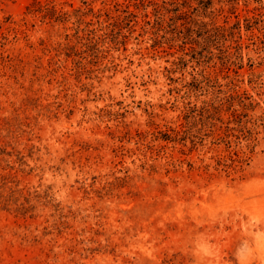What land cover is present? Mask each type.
Wrapping results in <instances>:
<instances>
[{
    "label": "rangeland",
    "instance_id": "374dc122",
    "mask_svg": "<svg viewBox=\"0 0 264 264\" xmlns=\"http://www.w3.org/2000/svg\"><path fill=\"white\" fill-rule=\"evenodd\" d=\"M0 264H264V0H0Z\"/></svg>",
    "mask_w": 264,
    "mask_h": 264
},
{
    "label": "trees",
    "instance_id": "16d2710c",
    "mask_svg": "<svg viewBox=\"0 0 264 264\" xmlns=\"http://www.w3.org/2000/svg\"><path fill=\"white\" fill-rule=\"evenodd\" d=\"M39 3V2H38ZM39 5L41 6V8H45L46 9V11H50V14L51 15H53V14H55L56 15V17L59 15L57 12H59L57 9H56V7L54 6V5H50V6H48V5H43V4H40L39 3ZM205 6V5H204ZM177 11V10H176ZM178 15V14H177ZM179 15H185V16H181L180 18H187L188 17V15H187V12L186 11H183V14H179ZM189 21H191V20H189ZM195 23H198L199 25H200V27L203 29V32H204V35H205V37H207V38H211L212 36H213V34H212V31L210 30V29H208V28H206L205 27V23L203 22V21H199V22H195Z\"/></svg>",
    "mask_w": 264,
    "mask_h": 264
}]
</instances>
